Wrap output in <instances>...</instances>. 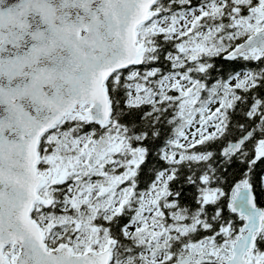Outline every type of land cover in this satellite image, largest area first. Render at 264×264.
<instances>
[{"label": "snow or ice", "instance_id": "6c2138e0", "mask_svg": "<svg viewBox=\"0 0 264 264\" xmlns=\"http://www.w3.org/2000/svg\"><path fill=\"white\" fill-rule=\"evenodd\" d=\"M258 165L264 0H0V264H264Z\"/></svg>", "mask_w": 264, "mask_h": 264}, {"label": "trees", "instance_id": "16d2710c", "mask_svg": "<svg viewBox=\"0 0 264 264\" xmlns=\"http://www.w3.org/2000/svg\"><path fill=\"white\" fill-rule=\"evenodd\" d=\"M198 2H199V0H192V3H193L194 5H195V4H198ZM215 62H216L217 67L220 68V69H223L225 72H226L229 68H231V67H237V68H239V65H233V64H231L230 62H225V61H223V60L220 59V58H217ZM213 75L215 76L216 73L214 72ZM260 167H264V165H258V167H257V171L260 170ZM258 191H259V190H258Z\"/></svg>", "mask_w": 264, "mask_h": 264}]
</instances>
